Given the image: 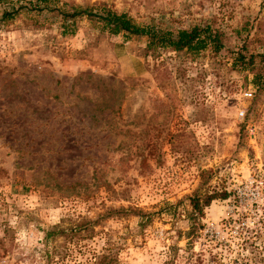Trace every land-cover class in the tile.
I'll return each instance as SVG.
<instances>
[{"label":"rangeland","instance_id":"374dc122","mask_svg":"<svg viewBox=\"0 0 264 264\" xmlns=\"http://www.w3.org/2000/svg\"><path fill=\"white\" fill-rule=\"evenodd\" d=\"M94 3L264 52V0H51ZM60 23L0 26V264H264V83L226 50Z\"/></svg>","mask_w":264,"mask_h":264},{"label":"trees","instance_id":"16d2710c","mask_svg":"<svg viewBox=\"0 0 264 264\" xmlns=\"http://www.w3.org/2000/svg\"><path fill=\"white\" fill-rule=\"evenodd\" d=\"M39 14L49 11L61 19L63 33L73 31L76 18L85 17L97 24L102 32L109 35H122L124 39L144 38L146 50L169 49L175 52H185L197 56L205 50L217 54L226 50L222 32L210 23L194 24L178 28L175 31L161 28L154 24H142L134 21L125 12L100 3L89 6L71 5L68 8L61 5H51V0H0V26L12 21L22 13ZM122 48V44H116ZM231 58V68L252 73L251 82L255 88L264 83V52H253L247 49L245 41L236 50H226ZM219 196L224 198L226 192L212 193L204 196L202 202L196 195L189 196L192 212L200 211L202 205H207L211 199Z\"/></svg>","mask_w":264,"mask_h":264}]
</instances>
